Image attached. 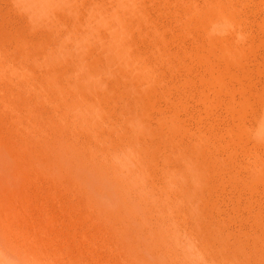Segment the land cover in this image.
I'll return each mask as SVG.
<instances>
[{
    "label": "bare ground",
    "instance_id": "bare-ground-1",
    "mask_svg": "<svg viewBox=\"0 0 264 264\" xmlns=\"http://www.w3.org/2000/svg\"><path fill=\"white\" fill-rule=\"evenodd\" d=\"M197 1L180 0L184 18L176 16L177 25L191 34L188 37L196 35L195 49L201 48L197 45L202 46V40L209 42L210 50L218 46L217 56L229 65L243 54L239 53L242 43H238L246 32V17L236 8L243 0ZM143 2L0 0L6 14L5 21H0V162L3 167L11 165L16 179L22 176L26 183L51 188L54 193H49L59 208H69L77 223L83 219L82 226L74 223L84 230L78 229L82 233L72 236L66 225L45 212L36 217L25 213L31 196H24L28 206L24 204L27 208L22 211V198L15 192L7 198L5 193L0 196V264H264V193L259 202L257 190L254 195L242 187L249 197L253 193L254 200L259 198L255 201L261 204V211L256 210L260 204H254L256 212L251 210L253 203L249 201V206L246 201L249 197L244 198L241 189H233L239 188L241 180L245 182L244 176L241 179L235 173L238 168L246 172L251 185H264V155L259 154L264 137V95L254 90L251 96L235 98L221 82L224 79L220 81L227 88L220 86L222 93L230 94L231 109H226L239 121L237 132L227 133L225 145L227 136L217 129L219 124L216 128L211 119L212 123H206L209 116L206 122V115L204 121L196 116V109L185 104V94L178 88V93L172 92L178 86L173 88L170 80L165 83H171L174 95L168 91L169 95V86L166 89L162 82L167 78L161 74L168 69L163 70L162 65L171 63L172 57L178 63L181 59L185 70L184 60L191 62L195 57L198 64L202 59L210 62L214 52L204 49L205 42L201 49L210 54L208 59L200 56L204 50L199 55L193 48L174 54L166 50L164 39L166 48H160L158 17L154 19V12L153 19V15L146 17L144 13H149L143 11ZM171 23L167 29L176 26ZM228 31L235 39L226 37ZM199 56L202 59L196 60ZM160 60L165 63L161 65ZM172 64L167 65H171L173 81ZM205 68L214 77L208 73L211 67ZM205 78L201 81L209 83L210 76ZM219 78L216 83L220 84ZM182 80L178 83L185 88ZM202 89L201 94L195 89L199 96L194 97L205 103L207 93ZM247 141L251 146L241 147ZM242 151V159L248 152L251 160L241 161L238 153ZM76 165L95 180L75 173ZM46 178L51 180L48 184ZM225 182L236 184H230L232 192L221 189L223 183L229 185ZM42 194L34 196L43 200ZM241 203L250 208H243L245 226L241 224L244 217L241 221L234 218L243 211L235 210ZM236 212L239 215L233 216ZM75 226L71 229L77 230Z\"/></svg>",
    "mask_w": 264,
    "mask_h": 264
},
{
    "label": "rangeland",
    "instance_id": "rangeland-1",
    "mask_svg": "<svg viewBox=\"0 0 264 264\" xmlns=\"http://www.w3.org/2000/svg\"><path fill=\"white\" fill-rule=\"evenodd\" d=\"M97 1H99V2H101V0H97ZM105 1V0H104ZM141 1H143V0H141ZM144 1H146V3L145 2H143V4L145 5L144 6V9H146V10H143L144 12H148L149 14L147 15V13H144V14H146V17H149L150 16V19H151V16H152V19L154 18V14H152L151 15V13H155V18L154 19H156L157 17H158V20L157 21H159V22H157L156 23V21H153L152 20V22H153V24L154 25H156L157 26V32H158V42L161 44V45H159V47L161 46V47H165L164 46V43H166V47L168 48H166V50H168V51H172L174 54H177V53H179V52H181V50H188V51H193V49H194V52H195V50L196 49H198V50H196V51H198L197 53L199 54V52H201V53H203V55H200V56H203L205 59H208L209 57L208 56H210V54L211 53H216V55H211L210 56V58H209V60H211L210 62L208 61V60H206L208 63H206V61H204V59H202L200 56H199V58L198 57H196V60H199L200 58L202 59V60H200V61H203L202 63L199 61V64L196 62V61H194L195 60V57H194V60H192L191 59V62L189 61V60H184V62L186 63V65L188 64V62L187 61H189V63L190 64H188V66H187V68H186V65H185V63H184V66L183 67H185V70H184V68H182V65H183V63H181V59H180V61H179V63L177 62V60L175 59V58H171V60H172V62H173V64H172V62L171 63H165L164 61H162V60H160L159 61V63L162 65L163 63H165V64H163L162 65V68L164 67V69L163 70H166L167 68L169 69H167V71H169L168 73H167V71H161V74H162V72H164V75H165V77L167 78H165L166 79V81L165 80H163L162 82L164 83L163 85H165L167 82H168V80H170V82L172 83V87L174 88V87H176V86H178V87H176V88H174V90H173V88L171 89L170 88V86H171V83H170V86L169 85H167L166 84V86H164L166 89L168 88V86H169V89H167V92L169 91V92H171L170 90H173L172 92L175 94L176 92H177V88H178V92L179 93H181L182 95H183V93L185 94V96H183L184 97V100H185V104L188 106V108L189 107H192L193 108V110H195L196 111V113H197V115L196 116H199V118L200 119H204L205 120V122L206 121H209L210 119L213 121V123H212V121L210 122H206V123H212V124H219V125H217L218 126V128L216 127V125H215V127L219 130V132L221 133V135L223 136V135H225V139H226V143H225V145H227V143H228V135H227V133H236L237 132V130H238V128H237V125H238V117L237 116H235V114L234 113H232V110H227V109H231V107H229V105H230V99L228 98V97H230V94H231V96L232 97H235V95L237 96V98H238V96L240 95L241 97L244 95H246V96H251L252 94H253V91L255 90L257 93H258V95H264V0H243V2L241 3V5H239L240 3H238L237 5H239V6H237L236 5V8H237V10L240 12H238L237 11V15H239V14H244L245 15V17H246V21H245V30H246V32H245V34L244 35H242L241 36V38H240V43H238L240 46H241V43H242V46H241V48H240V50H239V53L241 52V53H243V54H240V56L242 55L243 56V58L245 59V57H246V59L244 60V59H242L240 56H238L237 58H233V62H230V64L229 65H227V64H225L224 63V61H222L218 56H217V54H218V51L217 50H219L218 48V46H217V50L214 48L215 46L213 45V46H211L212 48V50H210V47L208 46L207 47V43H209V42H207V41H204V40H202V39H200V40H202V41H200L201 42V45L203 46V43L205 42L206 43V45H205V43H204V49H209L210 51H207V52H210V54L209 53H207L204 49H201L202 48V46H199V45H197V47H201V48H196L195 49V46H196V40H197V42H198V39H196L194 36H196V35H194V36H192V37H188L189 35H191L190 33L188 34V32L186 33V32H183V31H181V28L179 27V25H180V23H177L178 21H177V17L176 16H179V18H184L183 17V14H184V6H181V2H180V0H179V2H176L175 0H144ZM149 1V3H147ZM178 1V0H177ZM195 1H197V0H195ZM199 1H201V0H198L197 2H199ZM200 3V2H199ZM146 4H148V5H146ZM149 4H150V6H149ZM3 4L1 5L0 4V21H5V16H6V14H5V12H4V9H3ZM151 8V10H149L150 8ZM149 8V9H148ZM153 8V9H152ZM153 10V11H152ZM183 10V11H182ZM151 11V12H150ZM173 11V12H172ZM175 11H177L176 13H175ZM169 12H171V13H169ZM180 12V13H179ZM183 12V13H182ZM143 13V12H142ZM158 13L160 14V16L158 15ZM178 13V14H177ZM239 13V14H238ZM143 14V15H144ZM163 15V17H166L165 19H163V20H161L163 17H162V15ZM172 14L173 15H175V16H172ZM180 14V15H179ZM242 14V15H243ZM170 15H171V18L173 17V22L172 23H176V26H175V24H172L171 23V18H170ZM169 16V17H168ZM144 17H145V15H144ZM159 17H161L160 18V20H159ZM174 17H175V21H174ZM244 17V18H245ZM168 18H170V20L169 21H166V20H168ZM177 18V19H176ZM149 19V18H148ZM163 21V22H162ZM164 21H165V23H164ZM168 22H169V25H168ZM156 23V24H155ZM159 23H162V25H159ZM165 24V26H164V24ZM170 23L172 24V26L173 27H171V29H167L166 28V26H168V27H170ZM177 24H179V25H177ZM159 25V26H158ZM162 26V27H161ZM164 26V27H163ZM179 27V28H178ZM138 27H134V29L136 30ZM161 28H163L162 30H161ZM166 29H167V31H166ZM134 30V32H136ZM137 30H139V29H137ZM169 30V31H168ZM162 33V34H160V32ZM163 31V32H162ZM139 32V31H138ZM229 32V31H228ZM227 32V33H228ZM230 33V34H229ZM228 34H229V37H230V35L233 33V32H229ZM136 34V33H135ZM228 34H226V37L228 38V39H231V40H233V39H235V34H232L231 36L233 37H228L227 35ZM187 35V36H186ZM222 36L223 37H225V32L222 34ZM159 37H161V40H160V38ZM165 38H166V42H165ZM192 38V39H191ZM195 38V39H194ZM164 39V40H163ZM193 39H194V41H193ZM164 41V43H163V41ZM162 41V42H161ZM190 42H191V45H189L190 44ZM199 42V43H200ZM167 43H168V45H167ZM194 43H195V45H194ZM210 45H212V44H210ZM188 46V47H187ZM160 47V48H161ZM187 48V49H186ZM189 48H193L192 50H190ZM215 50H214V49ZM199 49H200V51H199ZM202 50H204L203 52H202ZM242 50V51H241ZM163 51V49H161V52ZM216 51V52H215ZM256 51H257V53H256ZM192 53V55L194 56V54L195 53ZM259 52H261V53H259ZM196 53V54H197ZM206 53V54H205ZM206 55V56H205ZM219 55V54H218ZM257 55H261V56H257ZM196 56V55H195ZM245 56V57H244ZM218 57V58H217ZM239 57H240V59H242V60H244L243 62L239 59ZM198 58V59H197ZM173 59H174V61H173ZM235 59V60H234ZM240 60V61H238V60ZM170 60V61H171ZM193 61H194V63H193ZM183 62V61H182ZM204 62L207 64V66H206V64H204ZM234 62H236L237 63V65L238 64H240L239 66H237V65H235L236 63H234ZM242 62V63H241ZM191 63H193V64H191ZM196 63V64H195ZM201 63V64H200ZM167 64H172V65H174L175 67H173L172 66V68H173V70H174V72L177 74H174V72L172 73V77H173V81H172V79H171V75L169 74L170 73V71H172L171 70V68H169V67H171V65L169 66V65H167ZM198 64V65H197ZM210 64V65H209ZM243 64V65H242ZM161 65H158L159 66V68L161 69ZM166 66V68H165V66ZM195 65V66H194ZM203 65H205V67H213L212 69L210 68V69H208V73L209 72H211V73H213L214 74V77H213V75L211 76L210 74H206L205 73V69H207V68H205ZM209 65V66H208ZM168 66V67H167ZM189 66L191 67V68H189ZM189 68V69H188ZM192 70V71H191ZM210 70V71H209ZM212 70V71H211ZM187 71V72H186ZM188 71L190 72L189 73V75L187 74L188 73ZM207 71V70H206ZM165 73H167V74H165ZM191 73H193V74H191ZM196 73V74H195ZM204 73H205V76H206V78L208 77V79H209V76H210V79L212 80V78L214 79L215 78V76H217L213 81H215V82H213L214 84L216 83V81H217V79L219 78V76L221 77V78H219V82L221 81V80H223V81H221L222 83H223V85L225 86V84H226V86L225 87H227L229 90H231L230 91V94L227 96L226 95V93L224 92V93H222L223 92V89L222 88H224V86L222 85V83L220 82V84L217 82L216 84H215V86H214V84L211 82L210 83V79H209V83H207L206 82V80H204L203 79V81L205 82V84H204V82L203 81H201L202 80V78L203 77H205V76H203L202 77V75H204ZM178 74H180V75H178ZM193 75V76H191V75ZM194 74L197 76H195L194 77ZM167 75L169 76V78L167 77ZM176 76L178 77V78H176ZM180 76V77H179ZM185 76H189V77H194L193 79H195L194 81H193V79L192 78H187V77H185ZM199 77H201V78H199ZM212 77V78H211ZM174 79H176L175 80V83H174ZM181 79H183V80H185V79H189L188 81L189 82H191L192 81V83H189L188 81H183L182 80V84H183V82L184 83H186L184 86H185V88H182L183 87V85H181L180 86V84H181V82L180 83H178V80L179 81H181ZM190 79H192L191 81H190ZM230 79H232V80H230ZM166 82V83H165ZM195 82V83H194ZM249 82V83H248ZM187 83H189L190 85L189 86H186L187 85ZM197 83V84H196ZM198 83H199V85H198ZM206 85L209 89H207V87L205 88V86L203 85ZM175 84V85H174ZM177 84V85H176ZM211 84V85H210ZM213 84V85H212ZM217 84H219V87H216L217 86ZM227 84H229V86L227 85ZM242 84V85H241ZM192 85H194V86H192ZM202 85V86H201ZM194 87V89L192 88V87ZM213 89V87L214 88H216V89H214V91L210 88V87ZM220 86H222V88H220ZM163 87V88H164ZM187 87H189V88H187ZM192 88V90H191V88ZM197 87V88H196ZM245 87V88H244ZM180 88H182V90L180 89ZM201 88H203L202 90H206V93H207V95H206V93H203V95L205 94L206 95V97H205V99L204 100H206V101H208V100H210V98H211V100H210V102L212 103L213 101H214V103H212V104H210L209 103V101L208 102H206L205 101V103H203L202 101H201V99L202 98H200L199 100L201 101H197V99H198V97L197 96H199L198 94L197 95H195L196 93L194 92L195 91V89H197L198 91H196L197 93H199L200 91V89ZM218 88H219V92H217L218 91ZM227 88L225 89L224 88V90L226 91L227 90ZM257 88V89H256ZM166 89L164 90V92H166ZM180 89V90H179ZM175 90H176V92H175ZM186 90V91H185ZM188 90H190V91H188ZM233 90V91H232ZM237 90V91H236ZM181 91V92H180ZM190 92V94L191 95H193V96H188V92ZM166 92V93H167ZM168 92V93H169ZM172 92H171V95H174V94H172ZM177 92V93H178ZM203 92H205V91H203ZM215 92H216V94H215ZM188 93V94H187ZM209 93V94H208ZM216 95L214 98H213V96L212 95H214V94ZM224 94V96L222 95V94ZM227 93H229V92H227ZM199 94H201V93H199ZM169 95H170V93H169ZM220 95V96H219ZM197 97V99L195 98V97ZM220 98V100L221 99H224V100H222V102L220 101H218L217 100V98L218 97ZM221 96L223 97V98H221ZM225 96H227V97H225ZM239 96V98H241ZM187 97V98H186ZM193 97H194V100H192L193 99ZM208 97H210V98H208ZM231 97V98H232ZM218 98V99H219ZM225 98L226 99H229V100H226L225 101ZM236 98V97H235ZM187 99V100H186ZM196 99V100H195ZM214 99V100H213ZM192 102V104H190L191 102ZM225 103H224V102ZM229 101V102H228ZM197 102V103H196ZM189 103V104H188ZM205 104V105H203V106H205L203 109H201L203 106H201L202 104ZM209 103V104H208ZM209 105V107L208 108H210V109H208L207 108V105ZM219 104V106H216V105H218ZM222 104V105H221ZM228 104V106H225V105H227ZM197 105H198V107H197ZM213 105V106H212ZM194 106H195V108H194ZM221 106V107H220ZM225 106V107H224ZM228 107V108H227ZM192 108H190V109H192ZM208 110H210V111H207V109ZM212 108H214L213 110H212ZM227 108V109H226ZM221 109V110H220ZM217 110V111H216ZM218 110H220L219 112H218ZM197 111H199V112H197ZM228 111V112H227ZM201 112V113H200ZM210 112L213 114L212 116H210L211 114H210ZM217 112V114H218V117H220L221 115V117L220 118H216V115L217 114H215L214 115V113H216ZM221 112V113H220ZM202 113H203V116H202ZM209 113V115H207ZM219 113H220V115H219ZM224 113V114H223ZM206 115V116H205ZM205 116V117H204ZM209 116V117H208ZM213 116H215V118L213 117ZM233 116V118H231ZM204 117V118H203ZM207 117H208V119L209 120H206L207 119ZM213 117V118H212ZM225 119H224V118ZM228 118V119H227ZM217 120V122H218V120H219V123H217V122H215L214 120ZM232 119H233V121L235 120V123H233V121H232ZM203 120V121H204ZM228 120H229V123H228ZM249 120V122H250V117H248L247 118V121ZM224 122V123H223ZM229 125H230V127H229ZM234 125H236V128H235V126ZM233 126H234V128H233ZM226 127V128H225ZM222 129V130H220V129ZM229 129L230 131H228V130H226V129ZM232 129V130H231ZM233 129H236V130H233ZM222 131H224V132H222ZM226 131H228V132H226ZM257 137H259V134H258V136ZM259 139V138H258ZM234 140L236 141V142H240V144H241V142L242 141H240L239 140V138L238 137H235L234 138ZM261 140V139H260ZM262 146H261V148H260V150H259V154L261 155V153H262V156L264 155L263 153H264V137L262 138ZM248 144V145H247ZM247 144H246V142L244 143H242V146L241 147H244L245 148V146H246V148H249L250 146H251V143H249L248 141H247ZM245 148V149H246ZM245 149H243V150H245ZM239 154V156L238 157H240V160L242 161L243 159H244V161L245 160H247V159H250L251 160V158H252V154L250 155L248 152H247V154H248V156H247V154H245L244 156H243V159H242V154H243V151L241 152V154L240 153H238ZM249 156H250V158H249ZM1 157H3V155H0V159L2 160L3 158H1ZM245 157V158H244ZM0 160V161H1ZM1 163V162H0ZM3 165H2V163L0 164V196H2L3 197V194H5V193H7V198H8V194L11 192V194H17V196H19V197H21L22 198V200L26 197V195H28V197L29 196H31L30 198L32 199H34V195H37V196H39V194H42L43 195V197H45L43 200H44V202H43V200L41 199H38L37 200V198L35 197V199L34 200H32L31 201V199L30 198H28V199H30V202L28 201V204H30L29 205V208L28 209H25V208H27V207H25V206H28L27 204H26V200L24 201H22V202H24V203H21V205L23 206V208H22V211L24 210V211H26V210H28V211H26L25 213H27L28 215H37V216H39L38 214H40V212H45L46 214H48V215H50L51 217H55L53 220H58V221H60V222H62V224L63 225H66L67 226V229L69 230V232H70V234L73 236V235H75V234H77V235H80V233H82V232H80L81 230L82 231H84L82 228L81 229H79V227H76L75 226V223L74 222H76L75 221V218H73V216H72V214L71 213H68V211H71V210H69V208L66 210V209H62V208H59L60 206L53 200V197H52V194L54 193V191L53 190H51V188H48V187H45V186H42V187H44V188H42L39 184L37 185V186H40L39 188L35 185V184H37V183H32V182H25L24 180H23V177L21 176L20 177V179H16L15 177V175L13 174V169H11V165L9 164L8 166H6V167H3ZM243 172H242V171ZM73 171L75 172V173H77L78 175H80V176H85V177H87L88 179H92V180H95L94 179V177L93 176H91L90 174H88L87 172H86V170L83 168V167H81V166H73ZM240 171V172H239ZM242 172V173H241ZM235 173L237 174L238 173V176L240 177L241 176V179H243V176H244V179L243 180H245V182H242V180H241V183L238 185V187L239 188H237V186H236V184L235 183H229V182H225V184H229V185H224V183L222 184V185H224V186H220L221 187V189H223L224 190V192H232L233 190H232V187H234V186H231L230 184H232V185H234L235 184V186H236V188L234 187L233 189H241L240 191H242V187L246 190L247 189V192H253L254 193V195H256V194H258L259 193V195H261V196H258V197H260L261 199H259V198H255V200H257V199H259V202L262 200V194L264 193V192H262L261 193V191H263L262 190V187L264 186L263 184H261V183H258V184H256L255 186H253V185H251V183H249V181L247 182L246 181V172L243 170V169H241V168H238V169H236L235 170ZM241 173V174H240ZM45 180H48V182H45V183H49V181H51V180H49V179H45ZM21 181V182H20ZM23 182V183H22ZM26 183V184H25ZM29 183V185H27ZM33 184V186H32V184ZM243 183V184H242ZM243 186H242V185ZM246 184V185H245ZM249 184L251 185V186H253L254 187V190L255 191H252L253 190V187H252V189H250V187H249ZM226 186H227V189H229V190H227L226 189ZM231 186V187H230ZM240 186H241V188H240ZM28 187V188H27ZM224 187V188H223ZM230 187V188H229ZM260 187V188H259ZM38 188V189H37ZM40 188H41V190H40ZM48 188V189H47ZM264 188V187H263ZM43 189V190H42ZM47 189V190H46ZM243 189V190H244ZM261 189V190H260ZM38 190V191H37ZM245 190H244V192H245ZM248 190H250V191H248ZM258 191V193H256L255 194V192H257ZM46 191H47V193H46ZM52 191V192H51ZM239 191V192H240ZM15 192V193H14ZM49 192H51V193H49ZM243 192V191H242ZM241 192V193H242ZM242 193V195H243V197L244 198H246V195H247V198L249 197V195H250V193L249 194H247V192H246V194L245 193ZM28 193V194H27ZM61 193H63V192H61ZM253 193H251L252 195H253ZM261 193V194H260ZM10 194V195H11ZM64 194V193H63ZM50 195V196H49ZM250 196L249 198H251V199H246V201L248 202V204L250 203L249 201H251L252 203H253V207H251V210H253V211H256V210H258L259 212L261 211V204L259 203V202H256L253 198H254V195L253 196ZM6 196H4V198H6ZM25 196V197H24ZM257 196H255V197H257ZM264 196V195H263ZM243 198V201H242V203H244L245 202V199ZM0 199H1V197H0ZM3 199V198H2ZM25 199H27V198H25ZM242 199V198H241ZM263 199H264V197H263ZM35 200H37L36 202H35ZM252 200H254V201H252ZM40 201H41V203H40ZM46 201V202H45ZM48 201V202H47ZM258 201V200H257ZM43 202V203H42ZM52 202V203H51ZM63 202H67V201H65V198H64V201ZM35 205H34V204ZM39 205H38V204ZM48 203H50L52 206H50V204H48ZM54 203V204H53ZM55 203L57 204V205H55ZM242 203H241V206L239 207V209L238 208H236L235 210L239 213L244 207V209L245 210H248V209H250L249 208V206H251L250 204H249V206H247L248 207V209L246 208V205H247V203L245 202L244 204H246V205H242ZM256 203H258V204H256ZM261 203H263V205L262 206H264V200L261 202ZM24 204H25V206H24ZM41 204V205H40ZM257 206V205H259V206H257V208L258 209H254V208H256L255 207V205ZM40 208H39V207ZM41 206H42V208H41ZM47 206V207H46ZM55 206H56V208H55ZM243 206V207H242ZM36 207H38V208H36ZM57 207H58V209H57ZM225 207V206H224ZM227 207H229V209L227 208ZM226 208L228 209V210H230V205L228 204V206H227ZM31 208V209H30ZM262 208H264V207H262ZM35 211H34V210ZM38 209V210H37ZM49 209V210H48ZM52 209V210H51ZM244 209H243V211H244ZM43 210V211H42ZM34 211V212H33ZM51 211V212H50ZM243 211H241L240 212V214L242 215V217H241V215H239L237 212L236 213H233V216H235L236 214H238L239 216H237L236 215V217H234L235 219H239V221H241V218H243L244 220H245V217H246V213H245V211L243 212ZM37 212V213H36ZM257 212V211H256ZM31 213H33V214H31ZM52 213H54V214H52ZM244 213V214H243ZM33 215V217H36V215L34 216ZM63 215H65V216H63ZM68 215V216H67ZM245 215V216H244ZM59 216H62V217H59ZM72 216V217H71ZM65 217V218H64ZM240 217V218H239ZM64 219V221H63V219ZM67 218H69V219H67ZM60 219H62V220H60ZM234 219V222L235 223H237V225H239L240 223H238L239 221L238 220H235ZM243 219H242V221H243ZM83 219H81L80 221H78V225H83L82 224V221ZM236 221H238V222H236ZM241 221V224H243V226H245V223H247L246 221H247V219L245 220V221H243L242 222ZM245 222V223H244ZM75 226V228H77V230H75V229H71L72 228V226ZM239 226H241V225H239ZM80 231H79V230Z\"/></svg>",
    "mask_w": 264,
    "mask_h": 264
}]
</instances>
